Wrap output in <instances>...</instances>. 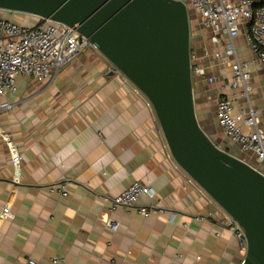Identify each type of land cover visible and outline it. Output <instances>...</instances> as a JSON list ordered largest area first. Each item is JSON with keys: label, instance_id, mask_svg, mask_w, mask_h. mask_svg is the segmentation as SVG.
I'll use <instances>...</instances> for the list:
<instances>
[{"label": "crops", "instance_id": "obj_1", "mask_svg": "<svg viewBox=\"0 0 264 264\" xmlns=\"http://www.w3.org/2000/svg\"><path fill=\"white\" fill-rule=\"evenodd\" d=\"M0 15L28 26L40 21ZM206 36L201 44L210 53L223 48ZM237 45L242 59L254 61L243 36ZM201 65L216 79L195 84L201 123L224 148L264 170L254 153L223 134L217 106L209 107L233 94L230 64L211 55ZM110 66L87 48L53 81L21 75L0 97V264H240L241 242L225 223L227 213L176 163L149 99ZM250 84L264 130V67L257 62ZM6 137L22 156L18 180ZM135 182L154 195L111 211L109 199ZM4 207L9 214L1 220ZM139 207L154 211L145 216ZM110 220L120 223L116 231Z\"/></svg>", "mask_w": 264, "mask_h": 264}, {"label": "water", "instance_id": "obj_2", "mask_svg": "<svg viewBox=\"0 0 264 264\" xmlns=\"http://www.w3.org/2000/svg\"><path fill=\"white\" fill-rule=\"evenodd\" d=\"M0 12L63 23L87 37L149 99L176 163L244 230L240 264H264V170L224 148L198 117L195 14L185 3L0 0Z\"/></svg>", "mask_w": 264, "mask_h": 264}, {"label": "built area", "instance_id": "obj_3", "mask_svg": "<svg viewBox=\"0 0 264 264\" xmlns=\"http://www.w3.org/2000/svg\"><path fill=\"white\" fill-rule=\"evenodd\" d=\"M183 2L188 9L201 19V26L208 30L213 45H223L220 50L210 53L204 50L198 55L191 49V71L194 84L207 79L214 82V77H207L201 65L202 59L213 55L222 62L229 63L232 79L227 87L233 91L231 96L217 98V119L223 134L240 146L245 152L254 153L257 160L264 163V130L259 126L261 111L252 105L251 67L259 63L264 67V0H175ZM243 36L254 61L244 60L238 53L237 40ZM98 51L90 40L71 26L49 19H40L34 26L20 24L11 18L0 15V97L16 89V80L25 75L38 82H51L58 72L77 58L85 49ZM109 72L123 75L111 64ZM243 100L246 106L241 104ZM11 104H4V109H12ZM11 158L15 167L16 180L20 174L22 156L6 137ZM67 196L66 184L61 185ZM153 196L149 185L135 182L121 194L109 199L110 210L118 208L130 210L135 207L141 195ZM139 213L150 216L154 209L137 208ZM9 208L4 207L1 220H5ZM225 223L241 242V252L247 253V241L244 230L227 214ZM111 230L116 231L120 223L116 220L107 222ZM29 264H37L30 260Z\"/></svg>", "mask_w": 264, "mask_h": 264}, {"label": "rangeland", "instance_id": "obj_4", "mask_svg": "<svg viewBox=\"0 0 264 264\" xmlns=\"http://www.w3.org/2000/svg\"><path fill=\"white\" fill-rule=\"evenodd\" d=\"M190 10L193 11L192 9H190ZM1 13H4V12H0V14ZM4 17H7V16H4ZM20 24H23V23H20ZM23 25H26V24H23ZM192 26L194 28L193 36L195 37V42L194 43H195V46H196L192 50L195 51L198 55H202L204 53L205 47L201 44V42L205 38H207V36H206L207 34L203 31V28L201 26V19H200L199 16L195 15V17L193 19V25ZM197 36L201 37V38L197 39L196 38ZM200 102H201L200 98H197V103L199 104ZM209 107H210V110L213 112L214 111V103H213L212 100L209 102Z\"/></svg>", "mask_w": 264, "mask_h": 264}, {"label": "flooded vegetation", "instance_id": "obj_5", "mask_svg": "<svg viewBox=\"0 0 264 264\" xmlns=\"http://www.w3.org/2000/svg\"><path fill=\"white\" fill-rule=\"evenodd\" d=\"M203 31H204L206 34H209V31H208V30L203 29ZM214 105L217 106V100L214 101Z\"/></svg>", "mask_w": 264, "mask_h": 264}]
</instances>
